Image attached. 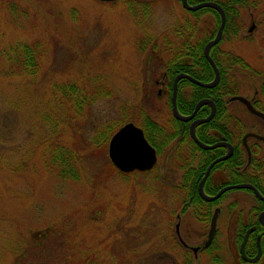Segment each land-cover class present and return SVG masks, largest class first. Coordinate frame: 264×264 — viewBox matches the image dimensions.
<instances>
[{"label": "rangeland", "instance_id": "374dc122", "mask_svg": "<svg viewBox=\"0 0 264 264\" xmlns=\"http://www.w3.org/2000/svg\"><path fill=\"white\" fill-rule=\"evenodd\" d=\"M237 9L217 51L237 95L258 92L264 110V0H242ZM217 22L180 0H0V264L234 261L233 216L247 222L258 205L252 194L232 192L219 203L214 243L196 261L175 233L188 201L172 158L178 145L165 147L152 171L124 174L109 142L94 144L110 127H141L146 117L173 129L169 99L159 96L168 65L177 49L188 54L185 39L194 48L216 35ZM231 98V128L260 126ZM70 153L77 177L64 178L57 160ZM226 170L213 173L215 187L229 182ZM208 231L196 222L189 239L201 244Z\"/></svg>", "mask_w": 264, "mask_h": 264}, {"label": "flooded vegetation", "instance_id": "af4514ba", "mask_svg": "<svg viewBox=\"0 0 264 264\" xmlns=\"http://www.w3.org/2000/svg\"><path fill=\"white\" fill-rule=\"evenodd\" d=\"M213 48L211 50V53L213 51ZM179 50L180 49H177V51H175L176 53L178 52L177 56H179L180 51H182V50H180V51ZM187 52H188L187 57L178 58V57H175V54H174L173 59H175V60L178 59L177 61H182L184 63H186V62L188 63V61H190V62L192 61L191 65H193V69H194L196 67V59L193 56L194 55L193 53L197 52V49L196 48H190V49H187ZM211 53H210V55H211ZM203 54L205 56V48L203 49ZM220 55H222V54H219V51H216V59H213V57L211 56L212 59L214 60V62L216 63L217 67L219 65H222V63H221L222 57ZM205 58H206V56H205ZM206 60L208 61L207 58H206ZM224 60H225V58H224ZM169 66H170V64L168 65V68L166 70L165 78L166 77L168 78V76H169V73H168L169 72L168 71ZM210 66L212 67L211 64H210ZM212 69H213V67H212ZM176 70H178V73L176 74L175 79L179 74H185V75H188V76H191L192 78H194L191 74L184 72V71H181V70H189V69L176 68ZM219 71H220V69H219ZM175 79L173 81L172 89L169 85L170 81L168 79V80L162 82V83H165V85H164V87H162L163 89L159 91V96L165 95L166 97H168L169 102L171 104V111H172V99H173V94H174ZM194 79L197 80L196 78H194ZM220 80H221V78H220ZM184 81H188V82L192 83L193 85H189V84L185 83ZM197 81H199V80H197ZM199 82H202V81H199ZM202 83H205V82H202ZM158 84H161V83L158 82ZM194 85L197 87L205 88L203 86H199L196 83H193L192 81H190L188 79H182L179 81L178 86H177V105H178L179 97L182 100V103H188V102L191 103L194 101L195 96L197 95V90L194 87ZM161 86H163V84ZM179 87H180V89H179ZM206 89H212V88H206ZM258 94H259L258 92H255L254 96L250 97V95L248 93L244 92L243 95L240 94L237 96H241V97L246 98L248 101H250L251 105L253 106V108L256 111L264 114L263 102H262L263 96L260 95V96H262V98L258 97ZM233 97H235V96H233ZM202 100H211V99L204 97V98L200 99L197 102V104ZM234 102L239 103V106L241 109V112H240L241 116H249L254 121L257 120L258 124L260 126H258L254 123L250 129L245 127L246 129H243V130H240L237 128L236 129L227 128V129H225V131L224 130H216L214 132L216 133V136H217V142L208 144L207 143L208 136L213 133V130L211 128H205V129L199 130L201 125H204L207 123L200 124L196 129V136L202 143H204L208 146H213V145H216L219 143L225 144L224 146H221V147H218V148H215L212 150H209V149L206 150V149L201 148L200 145L193 139V137L191 135V131H190L191 125L194 121L205 119L210 115L211 106L204 105L198 110V112H199L203 107H208L210 110H209V114L207 116L198 117L197 116L198 112H197L195 117L189 122H183V121L176 119L174 117L173 111H172V115H173L174 120H177V121L184 123V124H187V123L189 124L188 135L183 133V132H186L185 129H183V128L177 129L176 132L174 131V133H175L174 134L175 135V138H174L175 141L174 142H175V144L178 145V147L175 148V152L173 153V156H172L173 163L176 164L178 170L184 174V178H183L184 185L183 186L187 189V193L185 195L187 196L186 198H188V201L184 202V204L183 203L181 204L182 206H180V209L178 210L177 214L175 215V219H176L175 233H176V237H177V241H178V246L179 247L181 246L183 248V250L186 252L187 256L193 257L196 261L199 260L198 258L200 256L204 255L205 253L210 252V248L212 247V245L214 243L215 237L209 246H207V247L205 246L206 242L208 241V236H209V232H210V229L212 226L213 217L215 216V214L217 212H218L217 213L218 216H217L216 234L218 231V226L220 225V219H221L222 213L224 212V209L221 207V205L219 203L225 198V196L229 195L232 192H236V191L241 190V191L250 193L254 196V199L257 201L258 205H255L252 209L249 210V212H248L249 219L247 220L246 223H241L240 218L237 217V215L233 216L234 219L232 221V226H234L238 230L236 233L235 257L233 258L234 261L230 264H264V201L259 199L253 190H250V189H234V190H230V191L224 193L222 195V197H220L218 200L213 201V202H208V201H205L200 196L199 185H198L197 191L192 192L189 188L190 184H188V182L186 180L188 177L189 171L192 170L191 176L194 177L196 174L195 169L199 166V164H201V162L204 161L205 159L207 160V159L213 157L212 156L213 154L211 152H213V151H219L220 152V155H218L215 159V160H217V159L227 155L230 151H232V154H231L229 159L233 158L234 156H238V158H241V160H242V163L236 169L237 172L234 170L233 171L237 174H239V173L242 174L245 171H247L251 166H254L256 168V170L254 171V175L257 177L262 190H260L257 186H255L253 184L252 185L264 197V118L252 113L248 109L246 104H244L243 102H240V101H234ZM196 105H195L193 112L196 109ZM178 109H179V107H178ZM179 112L184 116H189L193 113L192 112L191 114H184L180 110H179ZM216 115H217V108H216L215 116ZM237 120H239V118ZM203 138L205 140H203ZM206 152H209V153L206 154ZM229 159L222 161L220 163L226 162ZM159 160H160V158L158 156V161ZM220 163H218V164H220ZM220 168L227 169L225 166L220 167ZM239 168H240V170H239ZM226 174L229 177L231 173H230V171L226 170ZM212 175L213 174L210 173V176L207 179V182L205 184L204 189L206 188V185L209 183V181H210V184L213 186V188H216L214 186L216 184H213V178H212L213 176ZM229 182L224 184V186L221 187L218 190V192L221 189H223L224 187H227L230 185L251 184V183L230 184ZM190 183H191V181H190ZM205 193L209 196H214L217 194V193L214 195L208 194L206 192V190H205ZM198 197L200 198L201 201L198 199ZM230 205H233V204H230ZM231 208H232V206H231ZM212 209H213V211H212ZM196 215L199 216L198 219H197V217H195ZM196 222L202 223V224H204V226H207V228H209L207 240H205L201 244H192V242L190 241L191 239H189L192 236V233H191L192 227ZM182 231H183V234H182ZM216 234H215V236H216ZM244 241H245V244H244ZM243 244H244V248L242 249Z\"/></svg>", "mask_w": 264, "mask_h": 264}, {"label": "trees", "instance_id": "16d2710c", "mask_svg": "<svg viewBox=\"0 0 264 264\" xmlns=\"http://www.w3.org/2000/svg\"><path fill=\"white\" fill-rule=\"evenodd\" d=\"M209 1H214L218 4H220L223 7V9L225 10L226 15H227V24L225 27V31H227V29L230 26H232L236 23V20L239 16V10L237 9V6L242 3V0H188L189 4L192 6L200 4V3L209 2ZM180 2L182 3V0H180ZM202 11L213 12L214 14H216L217 18H218L217 23H218V26H220L221 17L216 11H214L212 9L205 8V9L199 10L197 12H192V13L198 14V13H201ZM215 36L216 35L212 36L209 39L203 40L202 43L197 42V44L195 45L194 48L197 49V52L193 53L194 54L193 56L196 59V67L194 69H193V65H191L190 61H188V63L187 62L184 63L182 61H177L178 59L177 60L173 59V61L170 62V66L168 69V71H169L168 72L169 73L168 79L170 81L169 85H170L171 89L173 86V81L175 79V76L178 73V70H176V68L189 69V70H181V71H184V72L191 74L194 78H196L199 81H202L205 83H209V82L213 81L215 74H214L212 67L210 66L209 62L206 60V58L203 54V49L205 48V46L207 45V43L209 41L214 39ZM220 44H221V41L217 46H215L213 48V51L211 53V56L213 57V59H216V51H217L218 46ZM181 48L182 49L192 48V46L190 44V39H185L184 44L182 45ZM187 56H188V54H186L183 51H180L179 56H177V53H175V57H178V58H184ZM32 63H30V61H28V59H27V64H32ZM234 63H236V64L239 63V64L244 65V62L241 59H236V61H234ZM244 66H245V68L249 67L247 64H245ZM218 67H219L220 73H221V80L215 88L206 89V88L197 87L194 85V87L197 90V95L195 96V99L193 102L182 103V100L180 99V97L178 100L179 110L184 114H191L193 112L197 102L204 97L209 98L214 102V104L216 105V108H217V115L209 123L201 125V127L199 128V130L205 129V128H211L213 130V133L208 136V140H207L208 144L217 142V136H216V133L214 131H216V130H224L225 131V129L231 128L230 122L233 121L235 118H233L232 114H230L228 112L226 98L237 96V94L239 93V91L236 88H234V85L236 86V83L230 82V80H229L230 72H229L228 68L224 67L222 65H219ZM184 82L189 84V85H193L192 83H190L188 81H184ZM179 89H180V87H179ZM170 106H171V104H170ZM209 110L210 109L208 107H203L198 112L197 116L198 117H205L209 114ZM145 121L146 122L141 127L144 130L145 136L148 139V141L157 150L159 158L162 157V154L164 152V148L165 147L167 148L171 144L174 143V141H175L174 131L176 132L177 129L183 128L186 131L183 133L188 135V132H189V124L188 123L184 124V123H181L177 120H174V128L171 129L170 131H167L166 127L160 126L158 123H155L154 121H152L149 117H146ZM116 131H117V128L112 129V127H110L107 132L102 133L98 139H95L96 140L95 141L96 143H94L95 147L97 149H100L102 147L104 149H106L110 137ZM155 135L159 138L158 141L156 140ZM203 140H205V139L203 138ZM207 153H209V152H206V154ZM211 153L213 154L212 155L213 157L209 158L207 160L205 159L204 161L201 162V164H199V166L195 169L196 174L194 177L191 176L192 170L189 171V173H188V177L186 180H187L188 184H190L189 188L192 192L197 191L198 185H199L200 181L202 180L207 168L216 159V157L218 155H220L219 151H213ZM59 160H60L59 163L62 167L61 168V175H63L64 178H72L71 176L77 177V175H74L73 173L76 172V169H77L76 166H78V164L76 163V160L71 155V153L68 155H65V156H63V154H62V156H60L57 161H59ZM241 163H242L241 158H238V156H234L233 158L229 159L228 161L216 165L213 168L211 173L213 174L217 169L225 166L227 168V170L230 171V173H231L229 176V179H230L229 183L230 184L251 183V184L257 186L260 190H262L257 177L254 175V171L256 170V168L254 166H251L247 171H245L242 174L241 173L237 174L234 172V171H236L237 167ZM239 170H240V168H239ZM190 181H191V183H190ZM218 189H219V187L213 188L210 184V181L206 185V188H205L206 192L208 194H211V195L216 194L218 192ZM198 199L200 200L199 197H198Z\"/></svg>", "mask_w": 264, "mask_h": 264}, {"label": "water", "instance_id": "95a60500", "mask_svg": "<svg viewBox=\"0 0 264 264\" xmlns=\"http://www.w3.org/2000/svg\"><path fill=\"white\" fill-rule=\"evenodd\" d=\"M99 1L113 2L116 0H99ZM182 4L186 10H189L192 12H196V11H199L205 8H210V9L217 11L221 17V25L218 29L216 37L205 46V56L208 59L209 63L212 65L214 73H215L214 80L210 83H202V82L195 80L191 76H188L185 74H179L176 77L175 82H174V94H173V99H172L173 115L176 119L183 121V122L191 121L202 106L204 105L211 106L210 115L205 119L194 121L191 125L190 131H191V135L193 139L200 145L201 148L206 149V150L208 149L212 150V149L224 146L225 144L219 143L213 146H208L202 143L196 136V129L200 124L208 123L213 119L216 113V105L211 100H202L196 105V109L191 115L184 116L179 112L178 105H177V86H178L179 81L182 79H188L192 81L193 83H196L199 86H203L205 88H214L215 86L218 85L220 78H221V74H220L219 68L217 67L216 63L212 59L210 53H211L212 48L216 46L222 39L224 30L226 27V23H227V16L222 6L215 2H205V3L191 6L188 3V0H182ZM230 101L231 102H234V101L243 102L244 104H246V106L252 113L264 118V114L256 111L251 105L250 101H248L246 98L241 97V96H235V97H232ZM108 154L114 166L121 173H124V174H130L136 171L137 172L151 171L158 162V154H157L156 149L147 140L144 130L141 127L136 126L134 123L125 124L112 136L111 140L109 141ZM231 154H232V151H230L227 155L215 160L213 163L210 164L207 171L205 172L203 179L201 180L199 184L200 196L205 201L213 202V201L218 200L220 197H222L224 193L230 190L250 189L255 192L256 196L259 199L264 201V197L262 196V194L252 184L230 185V186H227L221 189L215 196H209L205 193L204 187L207 182V179L210 176V173L213 167L217 165L218 163L229 159ZM217 213L215 214L212 220V226L209 232L208 241L205 244L206 247L212 243L215 237V234H216L217 216H218ZM245 241H244V244H245ZM244 244L242 246V249L244 248Z\"/></svg>", "mask_w": 264, "mask_h": 264}, {"label": "bare ground", "instance_id": "6f19581e", "mask_svg": "<svg viewBox=\"0 0 264 264\" xmlns=\"http://www.w3.org/2000/svg\"><path fill=\"white\" fill-rule=\"evenodd\" d=\"M188 3H189V2H188ZM212 10H213V9H212ZM214 11H215V10H214ZM216 12H217V11H216ZM217 13H218V12H217ZM215 37H216V36H215ZM212 40H213V39H212ZM208 43H209V42H208ZM208 43H207V44H208ZM219 43H220V42H219ZM219 43H218V44H219ZM218 44H217V45H218ZM217 45H216V46H217ZM214 47H215V46H214ZM214 196H215V195H214Z\"/></svg>", "mask_w": 264, "mask_h": 264}]
</instances>
